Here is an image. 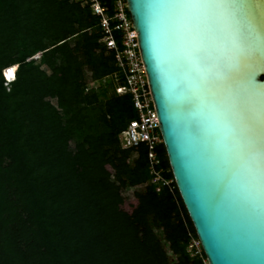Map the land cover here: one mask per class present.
I'll return each instance as SVG.
<instances>
[{"label":"trees","instance_id":"16d2710c","mask_svg":"<svg viewBox=\"0 0 264 264\" xmlns=\"http://www.w3.org/2000/svg\"><path fill=\"white\" fill-rule=\"evenodd\" d=\"M98 18L79 0H0V264H203L175 181L147 183L145 146L120 147L131 96L85 89L116 70ZM157 153L173 178L163 142Z\"/></svg>","mask_w":264,"mask_h":264},{"label":"water","instance_id":"95a60500","mask_svg":"<svg viewBox=\"0 0 264 264\" xmlns=\"http://www.w3.org/2000/svg\"><path fill=\"white\" fill-rule=\"evenodd\" d=\"M175 2L126 0L170 171L209 264H264V125L249 145L238 119L264 100V0L216 13L222 40L187 38Z\"/></svg>","mask_w":264,"mask_h":264},{"label":"built area","instance_id":"2783aa9c","mask_svg":"<svg viewBox=\"0 0 264 264\" xmlns=\"http://www.w3.org/2000/svg\"><path fill=\"white\" fill-rule=\"evenodd\" d=\"M88 5L91 13L98 16L102 37L99 39L106 50L115 55L116 70L101 78L89 80L85 89L97 90L112 82L114 93L129 94L133 101L136 116L119 132L118 141L122 149H132L143 144L146 148L149 179L147 183L172 188L173 178L163 175L157 145L162 142L159 121L152 101L145 68L140 56L137 32L132 26L126 0H114L112 13L99 0H79ZM5 68L1 71L5 77ZM15 75L12 77L14 79ZM10 80V81H12ZM10 81L5 80L9 83ZM146 185V183H143ZM187 250L190 255H200L202 247L198 237L192 236ZM203 264H209L203 259Z\"/></svg>","mask_w":264,"mask_h":264},{"label":"snow or ice","instance_id":"6c2138e0","mask_svg":"<svg viewBox=\"0 0 264 264\" xmlns=\"http://www.w3.org/2000/svg\"><path fill=\"white\" fill-rule=\"evenodd\" d=\"M177 15V20L189 39L222 40L224 27L216 23V13H235L238 9L252 7V5L236 4L231 0H176L170 6ZM260 35L247 30H240L237 40H233L234 47L251 46L261 40ZM238 119L247 133L245 140L249 145H256L261 126L264 125V100L255 101L253 106L245 101L238 113ZM260 149H256V171H259Z\"/></svg>","mask_w":264,"mask_h":264},{"label":"rangeland","instance_id":"374dc122","mask_svg":"<svg viewBox=\"0 0 264 264\" xmlns=\"http://www.w3.org/2000/svg\"><path fill=\"white\" fill-rule=\"evenodd\" d=\"M40 55H41V53L38 52V53L32 55L31 57H29V58H27V59L33 58V57L35 56V58H33V59L35 60V62L38 63L39 60H40ZM45 68H46V67H45ZM47 71H48V69H47ZM86 71H87V70H86ZM48 72H49V71H48ZM2 74H3V73H2ZM14 74H15V73H14ZM87 74H89L88 71H87ZM5 80H6V79H5ZM109 83H110V82H108L107 85H109ZM4 84H5V86H6L7 88L9 87V84H8L7 82H5ZM107 87H108V86H107ZM107 89H108V91L110 90L109 88H107ZM110 94H111V92H107V95H103L104 98L101 97L102 100H105V98H107L108 96H110ZM50 100H51V102H53L54 104H56V99H55V98H50ZM71 146H73V144H71ZM135 156H136V155L132 153L131 157L134 158ZM144 188H145V184L142 183V184H138V185H136V186L130 188L129 190H130V191H131V190H134V189H135V190H143ZM124 195L127 196L126 194H124ZM153 230H154V232L156 233L157 237L160 239L163 248H165L170 263H172V262L174 261V259H175V255H173L172 252H171V250L169 249V247H168V245H167V242H166V240H165V238H164L163 231H162L160 228L155 227V226H153ZM191 256H195V255L192 254Z\"/></svg>","mask_w":264,"mask_h":264},{"label":"bare ground","instance_id":"6f19581e","mask_svg":"<svg viewBox=\"0 0 264 264\" xmlns=\"http://www.w3.org/2000/svg\"><path fill=\"white\" fill-rule=\"evenodd\" d=\"M16 67H17V64H14V65H11V66L5 68V71H4L5 72V79L7 81L12 80V77L14 76V70Z\"/></svg>","mask_w":264,"mask_h":264},{"label":"clouds","instance_id":"9594fccd","mask_svg":"<svg viewBox=\"0 0 264 264\" xmlns=\"http://www.w3.org/2000/svg\"><path fill=\"white\" fill-rule=\"evenodd\" d=\"M4 76V75H3ZM5 78V77H4Z\"/></svg>","mask_w":264,"mask_h":264}]
</instances>
